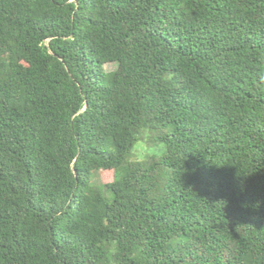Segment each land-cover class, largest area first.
<instances>
[{
  "label": "trees",
  "instance_id": "obj_1",
  "mask_svg": "<svg viewBox=\"0 0 264 264\" xmlns=\"http://www.w3.org/2000/svg\"><path fill=\"white\" fill-rule=\"evenodd\" d=\"M0 264H264V0H0Z\"/></svg>",
  "mask_w": 264,
  "mask_h": 264
},
{
  "label": "clouds",
  "instance_id": "obj_2",
  "mask_svg": "<svg viewBox=\"0 0 264 264\" xmlns=\"http://www.w3.org/2000/svg\"><path fill=\"white\" fill-rule=\"evenodd\" d=\"M133 135L134 142L129 149L130 159L144 161L151 158L152 154L158 150L153 143L155 138L154 130L149 126H142Z\"/></svg>",
  "mask_w": 264,
  "mask_h": 264
},
{
  "label": "rangeland",
  "instance_id": "obj_3",
  "mask_svg": "<svg viewBox=\"0 0 264 264\" xmlns=\"http://www.w3.org/2000/svg\"><path fill=\"white\" fill-rule=\"evenodd\" d=\"M106 71H114L117 69L116 64L105 65ZM114 180V173L111 171H100L95 173L94 181L98 184H107Z\"/></svg>",
  "mask_w": 264,
  "mask_h": 264
}]
</instances>
